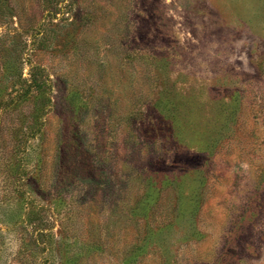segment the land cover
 Listing matches in <instances>:
<instances>
[{
	"label": "rangeland",
	"instance_id": "obj_1",
	"mask_svg": "<svg viewBox=\"0 0 264 264\" xmlns=\"http://www.w3.org/2000/svg\"><path fill=\"white\" fill-rule=\"evenodd\" d=\"M0 264H264V0H0Z\"/></svg>",
	"mask_w": 264,
	"mask_h": 264
}]
</instances>
